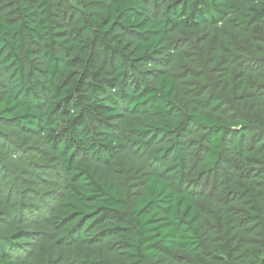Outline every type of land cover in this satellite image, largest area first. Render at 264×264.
<instances>
[{
  "label": "trees",
  "instance_id": "obj_1",
  "mask_svg": "<svg viewBox=\"0 0 264 264\" xmlns=\"http://www.w3.org/2000/svg\"><path fill=\"white\" fill-rule=\"evenodd\" d=\"M0 264H264V0H0Z\"/></svg>",
  "mask_w": 264,
  "mask_h": 264
}]
</instances>
